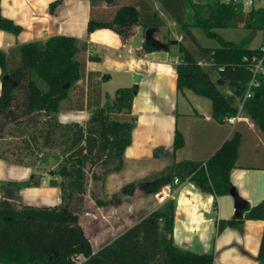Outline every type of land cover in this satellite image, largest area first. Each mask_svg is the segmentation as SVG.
I'll use <instances>...</instances> for the list:
<instances>
[{"label":"trees","instance_id":"obj_1","mask_svg":"<svg viewBox=\"0 0 264 264\" xmlns=\"http://www.w3.org/2000/svg\"><path fill=\"white\" fill-rule=\"evenodd\" d=\"M89 1L97 5L108 0ZM158 1L169 11L167 0ZM181 2L183 14L186 4L191 1ZM55 6L51 5L52 11ZM1 7L0 0V29L17 34L15 23L2 16ZM187 15L184 20L183 15H175L177 22L187 32L193 26L203 30L208 38L219 42L220 46L213 49L202 48L199 44L198 47L209 58L220 80L229 85L233 97L222 92L200 60L183 44L179 45L181 58L177 64V89L180 92L190 90L201 98L211 100L213 118L224 124L228 122L227 119L236 116L232 99L241 102L252 79L251 59L258 52L250 48V39L255 31L264 33V8H252L245 13L241 6L235 7L221 0H205L204 4L193 5ZM142 16L135 5L123 6L116 11L112 20L99 21L92 17L88 32L111 29L125 37L128 29L143 23ZM241 24L251 32L241 42L225 40L215 32L236 29ZM156 30H148L145 52L170 48V41L163 43L156 39ZM83 50L85 60L80 61ZM90 60L98 61L100 57H91ZM86 62L84 45L73 37L57 36L45 42L17 45L9 52L0 51L3 78L0 113L10 110L20 90L26 97L23 103L25 111L16 121V132L23 138L21 145L16 147V154L0 147V160L34 167L25 158L37 152L44 153L43 148L50 150L58 144L59 139L62 140L57 157L53 156L52 151L45 153L58 161L57 169L50 172L53 179L49 186L61 189L62 204L59 207H34L20 202L18 194L21 189L42 186V176L37 172L26 183L1 184L0 190L4 197L0 200V264H78L80 257L84 260L79 264H214V254L198 255L180 249L174 243L177 211L174 199L144 216L99 251L93 252L79 221L85 208L84 197L87 195L89 176L94 181H104L108 174L122 170L125 151L132 144L137 120L132 116L134 90L130 87L120 88L112 97L106 94L107 100L103 103L101 85L108 82L110 77L108 74L87 71ZM34 74L46 82L45 92L34 81ZM5 76H9V79H5ZM85 77L98 81L88 87L86 96L71 110L88 111L92 118L86 126L63 124L58 121L57 115L63 103L72 99L71 89ZM260 81L261 86L256 91L260 96L248 100L244 110L264 133V78H260ZM35 114H43L41 116L46 117L47 121L43 123L40 120L39 127H36L32 119H26L33 118ZM241 141L242 135L235 132L231 140L226 141L206 162L176 163L169 174L148 182L146 191L157 194L164 186L178 179L181 183L187 180L194 183L216 199L232 194L231 174L236 168ZM184 144V137L176 131L175 151L182 149ZM100 166L107 167L102 176L96 172ZM133 191L134 187L128 186L122 193L130 194ZM93 196L96 198V195ZM96 202L100 206L107 203L103 200ZM250 220L264 221V200L254 206L245 205L240 217L219 221L218 233L227 228H239ZM257 260L264 264V233Z\"/></svg>","mask_w":264,"mask_h":264},{"label":"crops","instance_id":"obj_2","mask_svg":"<svg viewBox=\"0 0 264 264\" xmlns=\"http://www.w3.org/2000/svg\"><path fill=\"white\" fill-rule=\"evenodd\" d=\"M190 1L182 14L181 0H167L169 11L158 0H112V3L97 5L89 0H1L2 16L12 20L18 32L12 34L0 29V51L9 52L17 45L45 42L57 36L77 38L85 47L87 71L109 75L104 88L109 83L119 89L137 88L132 108L137 123L132 144L125 151L122 170L100 180L96 198L89 192L85 195V208L79 216L94 253L164 205L158 201L157 194L146 191L148 182L169 174L176 163L206 162L239 132L242 141L236 168L231 174L232 194L216 199L188 180L174 186L177 210L174 243L198 255L214 254V264H260L257 258L264 221H246L239 228H227L222 233H218V223L236 216L239 207L254 206L264 200V133L254 120L240 111L239 101L232 99L235 108L238 104L237 122L221 124L213 118L211 100L190 90L177 89L179 45L183 44L201 59L199 29L190 26L189 34L175 16L183 15L184 20L193 5L205 2ZM52 4L56 5L53 11ZM129 5H135L140 11L143 23L128 29L125 37L111 29L88 32L92 17L99 21L112 20L119 8ZM254 8H264V2ZM243 10L250 11L244 7ZM150 28L157 29L156 39L171 42L168 50L144 51ZM96 56L100 60H90ZM200 63L206 67L202 60ZM2 79L0 68V97ZM91 118L88 111L61 110L57 115L63 124L83 126ZM176 131L185 141L178 151L174 148ZM51 171L38 173L34 167L0 160V187L6 182L26 183L37 172L42 176V186L21 189L20 202L34 207H59L62 193L59 187L49 186L53 179ZM128 186L134 187L133 193L123 194ZM116 196L117 200L113 199ZM3 197L0 190V200ZM97 200L107 203L100 206Z\"/></svg>","mask_w":264,"mask_h":264},{"label":"rangeland","instance_id":"obj_3","mask_svg":"<svg viewBox=\"0 0 264 264\" xmlns=\"http://www.w3.org/2000/svg\"><path fill=\"white\" fill-rule=\"evenodd\" d=\"M258 5H260L259 2L255 3V7H257ZM245 9H250L247 6H244ZM247 12V11H246ZM215 32L217 34H219L222 38H224L225 40L228 41H234V42H241L242 40L248 38L251 34V32L244 28V26L242 27H238L236 29H226V30H215ZM253 37V36H252ZM198 42L200 43L201 46L205 47V48H217L220 46L219 42L217 40L214 39H210L208 38L205 33L203 32V30H199L198 31ZM264 43V33L263 32H259L256 33L255 37L253 38V41L250 42V48L252 49H257L259 48L262 44ZM200 56V60H202V62L204 64H206V70L210 73L212 79L217 83V85H219L218 87H220V89L222 90V92L230 97L232 95V93L230 92L227 84H225L223 81L220 80L219 75L217 73V71L214 69V67L212 66V64L209 61V58L207 56H205L203 54V52L198 53ZM80 61H84L85 60V53L84 50L81 52L80 57H79ZM33 79L34 81L37 83V85L42 89L45 90L47 89V84L46 82L39 78V76H37L36 74L33 75ZM98 81L97 79H90L89 77H85L83 78V80H81L76 86H74L73 89H71L70 92V98H72L69 101L63 103V108L62 110H66V111H72L71 107L76 106L78 104V101H80V99H82V97H85L88 91V87L90 85L93 84V82ZM26 84V83H25ZM119 88L116 87L115 84L109 83L108 85H106V87L104 88L103 85H101V90H102V102L105 103L106 102V94H109L111 97L115 94V92L118 90ZM232 97V96H231ZM25 95L23 91H19L17 93L16 99L13 103V106L10 108L9 111L5 112V113H0V147H4L6 148V150H10L11 153H15L18 152L16 151V147H20L21 142H22V137L20 135V133L16 132V121L20 119V116L23 114V112L25 111V106H24V101H25ZM238 107V104H237ZM237 107L235 109H237ZM244 111L245 116L246 115V111ZM43 114H35V116L33 118L31 117H26V119H32L33 124L36 127H39V121L41 120L43 123L46 122V117L41 116ZM122 116H120L119 118H121ZM248 117V116H247ZM122 119V118H121ZM48 121H51V119H48ZM35 127V128H36ZM59 142H57L58 144H55L52 147V149L47 150L43 148V152H37L36 154H33L32 156H30L29 158H25V161L28 163H32L34 164V169L37 170L38 173L44 172L47 174L48 171L57 169V164L58 161L57 159H54V157H49L47 154L45 153H51V151L53 152V156L57 157V155H59L61 148H62V140L59 139ZM43 143V142H42ZM44 147V146H43ZM13 158V156H12ZM106 166H100L97 167L96 172L102 176L104 170L106 169ZM37 173V174H38ZM61 181V180H59ZM101 186V181H94L90 176H89V184H88V190L87 193H92L93 195H96L97 192H95V190L97 191V189ZM92 195V196H93ZM97 196V195H96ZM216 202V201H215ZM19 206V203H17ZM190 251V250H189ZM81 262V260H78V264Z\"/></svg>","mask_w":264,"mask_h":264},{"label":"built area","instance_id":"obj_4","mask_svg":"<svg viewBox=\"0 0 264 264\" xmlns=\"http://www.w3.org/2000/svg\"><path fill=\"white\" fill-rule=\"evenodd\" d=\"M222 2L227 4H232L235 7L247 6L250 9L254 8L256 2H264V0H222ZM257 54L254 55L251 59L252 62V79L248 85L246 94L243 100L240 102L241 110H244L245 103L253 98L256 94L257 89L261 86L260 78H264V43L257 49ZM240 115L227 119L229 124H235L239 119ZM179 184V180L176 179L173 184L164 186L161 189V192L157 193V199L161 204H165L170 199H173L174 196V186Z\"/></svg>","mask_w":264,"mask_h":264},{"label":"water","instance_id":"obj_5","mask_svg":"<svg viewBox=\"0 0 264 264\" xmlns=\"http://www.w3.org/2000/svg\"><path fill=\"white\" fill-rule=\"evenodd\" d=\"M107 2H108V3H112V0H108ZM256 33H257V31H255V33L253 34V37L250 39L251 41H253V38L255 37ZM175 43H176V42H172V44H175ZM4 78H5V79H9V76H5ZM13 84H14V85H17V83L14 82V81H13ZM68 87H69V84L66 85V88H68ZM133 90H134V93L136 94V92H137V88L134 87ZM259 96H260L259 93H256V94H255V97H256V98H258ZM243 207H244V206H243ZM243 207H239V208L236 210V216H237V217H240V216H241L242 208H243Z\"/></svg>","mask_w":264,"mask_h":264}]
</instances>
